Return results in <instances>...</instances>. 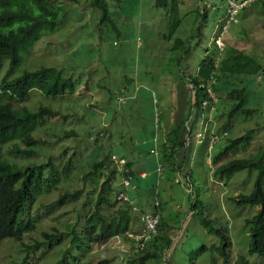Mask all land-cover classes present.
Here are the masks:
<instances>
[{
	"label": "rangeland",
	"instance_id": "1",
	"mask_svg": "<svg viewBox=\"0 0 264 264\" xmlns=\"http://www.w3.org/2000/svg\"><path fill=\"white\" fill-rule=\"evenodd\" d=\"M254 1L239 11L238 22L233 23L224 35V47L232 45L241 49L245 45L251 53L260 54L262 60L264 5ZM56 2L62 5V9L55 29L43 31L12 70L8 67L7 55H3L0 61V80L24 70L54 65L72 71L70 74L78 87L62 96L51 97L39 89H32L27 98L14 102L30 108L50 106L60 112L37 128L36 134L42 142L36 148V154L17 160L39 163L50 157L58 170L69 157L74 164L68 179H62L52 190L39 195L32 205L30 213L37 214L38 220L35 229L25 235L23 241L40 237L42 231L65 232L70 226L80 227L83 212L79 208L84 195L63 206L52 201L64 190L78 188L80 176L90 169L95 145L93 135L88 132L91 127L94 132H100L98 146L113 142L112 149L119 152L130 146L133 167L139 168L137 163L140 162L149 173L148 185L134 196L135 203L132 199L137 206L133 213L140 215V209H152L155 198H160L164 221L159 231L167 234L170 242L162 255L149 258L145 264H264V256L249 251L250 231L245 222V218L253 216L260 206L239 205L234 200L239 193L252 190L257 170L244 168L228 178L219 179L207 161V153H216L228 138L238 135L250 138V143L238 156L261 153L264 158V69L258 74H235L236 77L230 78V85L246 86V105L253 107L254 111L246 116L235 115L227 135L218 138L210 150L204 146L206 158L202 159V168L197 161L202 145L192 142L190 148L193 147V159L196 160L192 166L195 180L192 193L185 189L183 179L174 181V177L184 171L185 162L180 159L186 146L179 149L174 170L164 164L161 175L156 169V157L150 151L156 146L161 153L160 144L163 140L168 142V129L188 115V106L180 105V94L187 95L191 91L187 75L197 73L200 59L217 47L211 37L223 17L226 0H178L176 13L171 16L156 0H107L109 19L106 21L101 20L102 10L93 6L90 0ZM218 60L217 56V64ZM226 100L223 94L217 101L219 124L226 120L231 105ZM69 128H74L77 134L59 139ZM194 132L195 128L191 136ZM9 146L5 143L2 148L7 150ZM134 156L138 159L135 160ZM160 159L165 163L162 156ZM159 179H167L166 193L159 191L165 185L159 184ZM120 180L118 178L114 184L126 193ZM114 197L119 198V193ZM194 197L198 199L195 201ZM189 199L197 204L193 212L187 210ZM121 200L126 199L120 198L119 202ZM200 211L212 219L214 227L228 232L231 245L226 259L218 247L220 236L208 231L200 222ZM70 234L64 233L59 243L51 246L45 244L31 248L28 259L34 264H52L68 248L71 252L65 254L72 260L75 248ZM20 243L15 238L2 240L0 264H7L27 253L25 245ZM202 244L207 248L199 249ZM121 251L126 254L138 252L131 240L121 235L93 244L90 251H81L83 255L80 257L83 262L96 263L107 258L103 264H123Z\"/></svg>",
	"mask_w": 264,
	"mask_h": 264
},
{
	"label": "trees",
	"instance_id": "2",
	"mask_svg": "<svg viewBox=\"0 0 264 264\" xmlns=\"http://www.w3.org/2000/svg\"><path fill=\"white\" fill-rule=\"evenodd\" d=\"M56 1L58 0H0V61L3 55H7L8 67L11 70L22 61L23 54L30 50L43 31L55 29L62 9V5ZM90 3L102 10V21L109 19L107 0H90ZM156 3L166 7L170 16L176 13L178 0H156ZM254 3L262 6L264 0H255ZM246 7L249 6L246 5L242 9ZM258 55L260 56L251 53L248 49H239L232 45H226L222 50L216 47L204 54L199 61V73L187 75V83L192 81L194 84V89H190L187 99L188 115L166 133L168 142L165 143L163 140L160 144L161 155L165 161L163 165L174 170V165L178 161L177 153L180 148H185L184 122L190 115L189 121L194 123L202 111L201 100L206 95L205 88L212 71L215 75L211 85L216 92L217 101L225 94L226 101H230L231 104L227 110L226 120L219 124V127L228 130L234 122L235 115L240 113L246 116L253 113L254 108L246 105L248 100L246 86L230 85L232 83L230 78L236 77L235 74H258L263 70L264 60L262 55V60ZM71 72L65 67L42 65L0 80V246L4 238H15L21 242V245H25L27 252L7 264H34L28 259L30 249L59 243L64 233H71L75 254L72 255V260H69L65 253L71 251L67 248L63 256L52 264H103L108 261L107 258L100 259L96 263L83 262L81 251L88 252L93 244L103 243L113 236L122 235L128 238L125 232L133 227L135 216L133 208L137 209V207L129 197L120 202L119 199H123L122 197L117 199L114 197L122 191L114 182L121 178L122 185V178L127 172L112 158V153L124 157L134 180L139 179V173L136 174L131 168L130 146L126 147L124 152L112 149L113 142L98 146L100 132L99 130L94 132L89 127L88 132L93 135L95 142L91 152L90 169L80 176L81 185L78 188L66 189L52 201L63 206L84 195L85 199L82 200L79 208L83 212L80 227L77 229L70 226L67 232L42 231L40 237H33L29 242L23 241V237L30 235L35 229L38 220L37 214L30 213L32 205L39 195L52 190L62 179H68V173L74 164L73 159L69 157L63 168L58 170L50 157L39 163L34 161L23 163L17 160L18 157L28 159L36 154V148L42 142V138L36 134L37 128L49 117L56 116L60 112L50 106L39 105L30 108L26 105H15L14 102L27 98L32 89H39L50 97L62 96L76 90L78 87ZM217 101L215 112L219 109ZM76 134L74 128L65 129L59 139ZM5 143L10 144L7 150L2 148ZM249 143L248 135L228 138L225 145L212 154L211 169L219 179L228 178L244 168L257 170L252 190L248 193H239L234 200L239 205L260 206L253 216L245 218V222L249 225L250 231L249 251L264 256V158L261 153L238 156ZM135 148L136 146L134 150ZM187 148L189 147L185 149ZM196 205V203L192 204L193 207ZM154 208L153 211H156L159 205H154ZM139 211L141 215L145 210L142 208ZM199 219L208 231L220 236L218 247L226 259L231 245L228 232L214 227L212 219L206 217L202 211L199 212ZM131 242L134 246V242L132 240ZM169 242L168 235L161 233L160 230L158 235L137 253L126 254L124 251L126 260L128 264H145L149 258L162 255ZM205 248L207 246L202 244L199 249Z\"/></svg>",
	"mask_w": 264,
	"mask_h": 264
},
{
	"label": "built area",
	"instance_id": "3",
	"mask_svg": "<svg viewBox=\"0 0 264 264\" xmlns=\"http://www.w3.org/2000/svg\"><path fill=\"white\" fill-rule=\"evenodd\" d=\"M253 0H226V8L221 18V21L217 28L214 30L212 41L215 43L218 49H222L225 45L224 35L230 28L233 23L238 21V13L239 11L251 3ZM262 59L264 60V54L262 55ZM217 63V61H216ZM214 71L210 74V80L208 85L205 88V96L201 100L202 111L199 115L198 120L192 126L188 122L185 123V130L183 134V143L186 147H190L192 142L196 143L202 142L204 139H207L208 142V150H210L212 144L221 136L227 135V129H221L219 127L218 119L216 117V101L217 95L215 90L213 89L211 82L214 81ZM188 87L190 89H194V84L192 81L188 82ZM157 119V117H156ZM195 128L194 135L191 136L192 129ZM150 151L156 156L157 164L156 169L158 173L163 169V162L159 159V151L156 146L152 147ZM211 156L212 154L208 153L207 158L210 166L211 164ZM112 158L117 163L120 168H124L127 172L126 175L122 178L123 187L133 188L135 184L132 182L133 175L129 172L128 166H126V160L124 157L118 156L116 153H112ZM176 182L179 181V177L176 176L174 179ZM186 190L190 193L193 192V186L189 179L186 180L185 183ZM119 196L125 199H129L126 193L121 191ZM130 201H132L130 199ZM154 204L158 205L159 200L156 197L154 200ZM140 220L142 222V227L139 230H127L125 234L134 242L135 250H142L146 244L155 238L159 233V222H160V214L158 211H143L140 215ZM167 253L164 254L163 258L166 259ZM120 258L123 264H128L126 254L124 251H121ZM163 264H166L165 262Z\"/></svg>",
	"mask_w": 264,
	"mask_h": 264
},
{
	"label": "crops",
	"instance_id": "4",
	"mask_svg": "<svg viewBox=\"0 0 264 264\" xmlns=\"http://www.w3.org/2000/svg\"><path fill=\"white\" fill-rule=\"evenodd\" d=\"M224 10H225V8H224ZM224 12V11H223ZM222 15H223V13H222ZM222 17V16H221ZM220 20H221V18H220ZM217 28V27H216ZM215 28V29H216ZM214 33V32H213ZM212 36H213V34H212ZM211 39H212V37H211ZM242 48H245V49H247V46H243ZM241 48V49H242ZM250 51V50H249ZM251 52V51H250ZM201 60V59H200ZM198 68V71H197V73H199V71H200V66H199V63H198V66H197ZM190 89V88H189ZM190 93V92H189ZM189 93L187 94V95H182V94H180V98H179V101H180V105H181V107H183L184 105H186L187 106V104H188V96H189ZM179 96V95H178ZM201 114V112L198 114V116H197V118L195 119L196 121L198 120V118H199V115ZM191 117V116H190ZM190 117L184 122V124L186 123V122H188L189 124H190V126H193L195 123H196V121H194V123H191L190 121H189V119H190ZM183 118H185V116L184 117H181L179 120L181 121ZM168 131H169V129H168ZM167 131V132H168ZM184 134V133H183ZM160 143V142H159ZM198 144H201L202 146H201V148L198 150V157H197V161H198V163H199V165H200V167L202 168V166H203V164H202V159L203 158H206L205 156H204V153H205V149H204V146H206V148L208 149V142H207V139H204L202 142H200V143H198ZM191 147V146H190ZM187 148V149H185V151L183 152V155L181 156L182 158L180 159V160H184V162H185V167L183 166V168H184V171H181V172H179L180 173V175L178 174V175H176V176H178L179 177V181H177V182H180L181 181V179H183V181H184V185H185V183H186V180L187 179H189L190 181H191V183H195V180H194V175H193V170H192V166H193V164H194V161H196V160H194L193 159V155H194V150H193V147L192 148ZM158 148V147H157ZM158 151H159V149H158ZM134 152H135V150H134ZM179 152L180 151H178V154H177V160H178V155H179ZM208 154V153H207ZM184 155H185V157H184ZM155 156V155H154ZM160 156H162L161 155V153H160V151H159V159H160ZM156 157V156H155ZM130 158H131V156H130ZM134 159H135V156L133 157ZM132 159V158H131ZM138 159V158H137ZM137 159H135V160H137ZM140 159V158H139ZM134 160V161H135ZM156 160H157V158H156ZM161 160V159H160ZM132 161V160H131ZM162 161V160H161ZM207 161H208V158H207ZM209 163V162H208ZM138 164V166H139V168H135V167H133V165H132V163H131V168L132 169H134V172L137 174V173H139V175H140V178L139 179H135L134 180V176H133V178H132V182L135 184V187H133V188H128V189H126V195L128 196V197H130V199L132 200L133 199V201H134V196H136V195H139L140 194V192L142 191V188H143V186L144 185H148V183H147V180H146V178L148 177V175H149V173H148V171L146 170V169H144L143 167H142V165H141V163L140 162H138L137 163ZM210 165V164H209ZM171 170V169H170ZM162 171V170H161ZM167 171H169V170H167ZM132 174V173H131ZM133 175V174H132ZM159 175H161V172L159 173ZM174 179H175V177H174ZM175 181V180H174ZM159 184H161V183H164L165 185L164 186H162V187H160L159 188V191H161L162 190V192H165V190H166V186H167V184L166 183H168V181H167V179L164 181V180H161L160 181V179H159ZM157 189V188H156ZM185 189H186V187H185ZM194 190V189H193ZM157 192H158V189L156 190ZM156 192V193H157ZM166 193V192H165ZM158 194V193H157ZM158 196V195H157ZM158 198V200H159V208L156 210V211H158L159 212V214H160V221H161V224L163 223V221H164V218H163V209L161 208V201H160V198H159V196L157 197ZM194 199H195V201L198 199H196L195 197H194ZM192 201V199H189L188 200V205H187V210L188 211H190V212H193L192 210H194L193 208V206H192V204H194V202H191ZM134 203H135V201H134ZM155 205V204H154ZM136 206V205H135ZM137 207V206H136ZM155 208L153 207L152 209H148V210H150V211H153ZM145 211H148L147 209H144ZM134 220H133V227L131 228V229H133V230H139L141 227H142V222H141V220H140V216H139V214H135L134 213Z\"/></svg>",
	"mask_w": 264,
	"mask_h": 264
}]
</instances>
